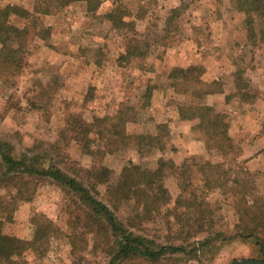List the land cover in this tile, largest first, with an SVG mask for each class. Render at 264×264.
<instances>
[{"label":"rangeland","instance_id":"rangeland-1","mask_svg":"<svg viewBox=\"0 0 264 264\" xmlns=\"http://www.w3.org/2000/svg\"><path fill=\"white\" fill-rule=\"evenodd\" d=\"M34 1L0 0V8L13 4L31 10ZM122 1L132 15L137 16L134 21L137 34H130L140 40L147 53L146 58L125 64L116 61L124 46V30L112 29L103 18L111 9L109 1L102 2L93 13L87 12L85 2H76L57 15L43 18L44 26L51 29L49 39L33 38L28 44V66L14 77H0V143H7L16 152L34 148L32 153L39 155L57 141L58 131L69 114H78L91 121L94 117L114 115L120 107L119 103H124L138 110L132 116L134 122L125 125L126 134H155V124L162 122L160 124L167 125L168 136L162 151L147 149L140 155L135 149H129L106 156L102 163L113 171L112 183L116 182L128 160L146 169L155 168L159 159L171 160L176 165L194 156L219 162L221 159L217 153L208 152L201 135L193 130L196 122L179 119L175 104L183 101V96L172 90L166 91L165 86L152 97L151 106L140 110V91L149 81L153 85L164 86L173 67L202 65L205 68L203 81L211 82L216 77L223 89V93L214 94L219 95V100L208 99V96L206 102L218 112L226 113L231 122L234 121L230 124L229 134L241 148V159L247 160L243 170L254 177L257 193L264 198V155L253 156L256 149L264 150V45L254 47L246 41L244 16L232 8L229 0H192L191 3L190 0ZM182 3L187 8L177 24L171 27L172 30L175 28L168 39L172 46L162 48L158 40L164 35L162 31L166 27V18L172 8ZM18 24L21 25V22ZM238 67L244 71L243 79L248 83L245 91L251 96L242 101L234 96L233 74ZM207 69L212 76H206ZM39 84L50 87L56 84V95L52 93L41 97ZM38 97L46 105L40 112L29 106V102H37ZM166 118L169 121L163 123ZM39 144L42 150L38 148ZM49 154L54 156L53 152ZM61 154L67 156L61 167L70 169V173L92 166V157L82 154L73 143L63 147ZM80 176H84L83 173ZM164 184L171 196L170 208L178 194V187L172 176L165 177ZM9 191L15 195V190ZM4 193L1 189L0 195ZM68 200L59 187L39 182L31 200L13 201V220L4 226L5 234L30 240L36 228L34 220L40 214L52 220L62 231L49 241L44 255L27 252L20 262L104 264L102 256L89 252L91 245L86 249L84 245L73 249L69 244V227L66 224ZM230 200L218 191L207 195L215 229L221 233L220 239H224L221 244L216 243L214 257L204 253H199L196 259L187 255L178 256L180 260L177 264H232L244 260L264 262L252 240H228L235 233L237 222ZM131 210L132 203L123 204L118 217L129 215ZM164 221L162 216L158 217L156 222L144 224L139 233L156 243H166L170 231Z\"/></svg>","mask_w":264,"mask_h":264},{"label":"trees","instance_id":"trees-1","mask_svg":"<svg viewBox=\"0 0 264 264\" xmlns=\"http://www.w3.org/2000/svg\"><path fill=\"white\" fill-rule=\"evenodd\" d=\"M105 1L112 6L103 18L112 29L124 30V46L116 61L125 64L145 59L147 53L142 43L130 34H137L134 29L137 16L132 15L122 0H35L31 10L13 4L0 8V77H14L28 66V44L33 38L49 39L51 29L44 26L43 18L57 15L76 2H85L87 12L93 13ZM229 3L244 16L246 41L254 47L264 45V0H229ZM186 8L182 3L170 10L164 35L158 40L162 48L172 46L168 39L175 28L171 27ZM128 18L132 20L126 21ZM204 74L202 65L173 67L166 85H153L149 81L141 88L140 110L151 106L153 92L164 90L165 86L166 91L183 96L185 99L175 104L179 119L196 122L193 130L201 135L208 152L217 153L219 162L194 156L176 165L171 160L159 159L155 168L146 169L128 160L112 183L113 171L102 163L106 156L129 149L140 155L147 149L162 151L168 136L166 124H155V134H126L125 125L134 122L132 116L138 110L124 103H119L114 115L94 117L91 121L69 114L58 131L57 141L39 155L32 153L34 148L16 152L7 143H0V190L5 191L0 195V264H24L20 259L27 252L44 255L49 241L62 232L43 214L36 216V228L30 240L4 232V226L13 220V201L31 200L39 182L59 187L69 199L66 224L71 247L80 249L84 245L86 249L91 245L89 252L102 256L104 264H177L178 256L196 259L199 253L213 258L216 243L224 240L215 229L213 211L207 201V195L214 191L232 199L230 204L237 216L235 233L228 240H252L264 258V198L257 193L254 177L243 170L247 160L241 159V148L229 134L228 115L206 102L208 96L223 93L222 84L218 79L203 81ZM243 74L240 67L233 74L234 96L239 101L251 97L245 91L248 83ZM55 88L56 84L51 87L39 84L38 92L41 97L56 95ZM41 97L36 98L37 102H29L34 111L46 108ZM70 143L92 157L89 169L70 173V169L61 167L67 157L61 154L63 147ZM38 148L42 150V145ZM52 152L54 156L49 154ZM167 176H172L178 187L170 208L171 196L164 184ZM9 189L15 190V195ZM131 203L130 214L118 217L120 207ZM161 216L172 236L159 244L139 232L144 224L154 223Z\"/></svg>","mask_w":264,"mask_h":264},{"label":"crops","instance_id":"crops-1","mask_svg":"<svg viewBox=\"0 0 264 264\" xmlns=\"http://www.w3.org/2000/svg\"><path fill=\"white\" fill-rule=\"evenodd\" d=\"M176 65H179V64H176ZM180 66V65H179ZM210 71H209V69H207V72H206V76H209L210 77ZM212 76V75H211ZM217 78L216 77H214V78H212V80H216ZM211 80V81H212ZM159 92H160V90H155L154 92H153V96L155 95V94H159ZM162 94V93H161ZM152 96V97H153ZM223 97V96H222ZM209 98H212V99H214V100H219V95H212V96H209L208 97V99ZM207 99V100H208ZM208 102V101H207ZM153 103V102H152ZM152 103H151V105H152ZM175 118H177V117H175ZM174 117H173V119H175ZM178 119V118H177ZM167 121H169V120H167V118L164 120V122L163 123H166ZM160 123H162V122H160ZM160 123H157V124H160ZM231 123H234V121L233 122H231ZM257 123H259L258 125H259V128H261V126H260V122L258 121ZM254 158H256V156L257 157H260L261 155H264V150L263 151H258V149H256L255 151H254Z\"/></svg>","mask_w":264,"mask_h":264},{"label":"water","instance_id":"water-1","mask_svg":"<svg viewBox=\"0 0 264 264\" xmlns=\"http://www.w3.org/2000/svg\"><path fill=\"white\" fill-rule=\"evenodd\" d=\"M232 264H264L263 261H250V260H244V261H236Z\"/></svg>","mask_w":264,"mask_h":264}]
</instances>
